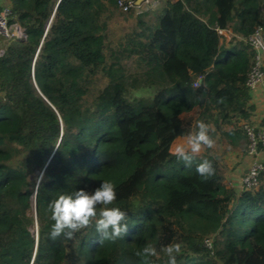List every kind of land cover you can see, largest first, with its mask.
<instances>
[{
	"label": "trees",
	"instance_id": "trees-1",
	"mask_svg": "<svg viewBox=\"0 0 264 264\" xmlns=\"http://www.w3.org/2000/svg\"><path fill=\"white\" fill-rule=\"evenodd\" d=\"M119 1L10 0L27 36H0V264H168L170 243L177 264H264V172L236 190L221 154L187 167L170 146L203 120L246 153L245 39L264 26V0H160L142 13ZM103 180L127 232L102 241L93 222L52 239L49 202ZM146 244L159 255L137 257Z\"/></svg>",
	"mask_w": 264,
	"mask_h": 264
},
{
	"label": "clouds",
	"instance_id": "clouds-1",
	"mask_svg": "<svg viewBox=\"0 0 264 264\" xmlns=\"http://www.w3.org/2000/svg\"><path fill=\"white\" fill-rule=\"evenodd\" d=\"M203 98V96L200 97V99ZM189 100L191 101L190 98ZM219 102L223 103V98ZM196 128V131L187 133V146L179 143L171 150V154L187 167L193 165L204 147L213 148L215 145V140L211 135L214 129L203 120L197 121ZM195 171L204 181L215 175L213 163L208 159H203L196 164ZM116 199V185L110 180H103L94 191L81 188L71 193H60L48 204L50 218L54 221L50 237L55 240L63 235L71 239L74 233L92 226L94 222L95 231L100 234L102 241H115L121 238L128 230V216L120 207L111 206ZM160 251L167 255L168 264H177L176 257L181 252V244L170 243L162 246ZM134 254L145 261L149 257L159 255L157 248L152 244H146Z\"/></svg>",
	"mask_w": 264,
	"mask_h": 264
},
{
	"label": "built area",
	"instance_id": "built-area-1",
	"mask_svg": "<svg viewBox=\"0 0 264 264\" xmlns=\"http://www.w3.org/2000/svg\"><path fill=\"white\" fill-rule=\"evenodd\" d=\"M124 9L133 8L137 13L155 9L160 0H129L119 1ZM13 9L10 0H0V36L4 39L12 37L25 38L27 36L24 29L17 23H10L13 17ZM218 32L227 40L230 39L231 31L216 28ZM255 53L254 64L249 73L247 85L251 94L258 86L264 84V26L258 25L245 39ZM0 50V54H2ZM195 86L197 83L194 84ZM247 135L246 158L250 164L241 179V188L250 189L259 186L261 173L264 172V115L243 125ZM210 242V244H209ZM207 246H211V241H206Z\"/></svg>",
	"mask_w": 264,
	"mask_h": 264
},
{
	"label": "rangeland",
	"instance_id": "rangeland-1",
	"mask_svg": "<svg viewBox=\"0 0 264 264\" xmlns=\"http://www.w3.org/2000/svg\"><path fill=\"white\" fill-rule=\"evenodd\" d=\"M190 131H195V128L191 127L190 129L187 130V132L183 136L178 137L173 142L172 149L175 147L176 144L179 143H184L185 146H187L186 136L187 133ZM214 140H215L214 147L213 148L204 147L201 153L205 151H209L211 153L221 154L229 166L227 177L230 176L229 172L235 171L237 169L242 172L241 174L243 176V174L247 171V168L250 164L248 158H246V153H243L239 148H230L229 145L226 143V140L218 135L214 137Z\"/></svg>",
	"mask_w": 264,
	"mask_h": 264
},
{
	"label": "crops",
	"instance_id": "crops-1",
	"mask_svg": "<svg viewBox=\"0 0 264 264\" xmlns=\"http://www.w3.org/2000/svg\"><path fill=\"white\" fill-rule=\"evenodd\" d=\"M251 103L255 105V114H254L253 120H258L264 115V84L261 86H258L255 89V91L251 94ZM173 142H171L170 144L171 149H172ZM241 173L242 172L239 171L238 169L235 171L229 172L230 176H228V180L230 179V184L233 185V187L236 190L242 189L241 188V179H242Z\"/></svg>",
	"mask_w": 264,
	"mask_h": 264
},
{
	"label": "water",
	"instance_id": "water-1",
	"mask_svg": "<svg viewBox=\"0 0 264 264\" xmlns=\"http://www.w3.org/2000/svg\"><path fill=\"white\" fill-rule=\"evenodd\" d=\"M34 210H35V213H36V211H37L36 197H34Z\"/></svg>",
	"mask_w": 264,
	"mask_h": 264
}]
</instances>
